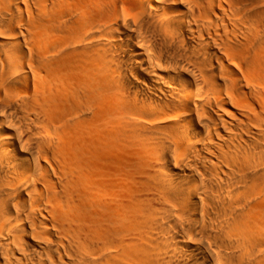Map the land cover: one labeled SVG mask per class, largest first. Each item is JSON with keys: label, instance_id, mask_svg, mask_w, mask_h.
Instances as JSON below:
<instances>
[{"label": "bare ground", "instance_id": "obj_1", "mask_svg": "<svg viewBox=\"0 0 264 264\" xmlns=\"http://www.w3.org/2000/svg\"><path fill=\"white\" fill-rule=\"evenodd\" d=\"M0 264H264V0H0Z\"/></svg>", "mask_w": 264, "mask_h": 264}]
</instances>
